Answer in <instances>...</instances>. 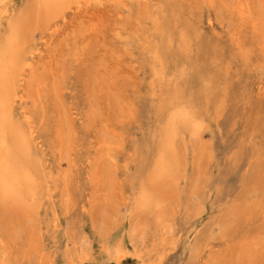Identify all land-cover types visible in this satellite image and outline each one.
<instances>
[{
    "label": "rangeland",
    "instance_id": "rangeland-1",
    "mask_svg": "<svg viewBox=\"0 0 264 264\" xmlns=\"http://www.w3.org/2000/svg\"><path fill=\"white\" fill-rule=\"evenodd\" d=\"M5 89L0 264H264V0H0Z\"/></svg>",
    "mask_w": 264,
    "mask_h": 264
},
{
    "label": "bare ground",
    "instance_id": "bare-ground-1",
    "mask_svg": "<svg viewBox=\"0 0 264 264\" xmlns=\"http://www.w3.org/2000/svg\"><path fill=\"white\" fill-rule=\"evenodd\" d=\"M47 1H48V3H52V2H55L56 0H47ZM1 74L3 75L4 72ZM10 100H11V93L8 89H5L4 92L0 93V103L3 104L2 107L0 105V197L3 201H5L7 198L13 199V200L18 198V196H17V198L15 197L13 192L16 190L15 188L17 186V183L20 182V180H18L19 178L17 177V172L15 170L12 171V167H9L8 160H6V155H7L6 152H5V154H3V152H2V150H4L3 149L4 148L3 147L4 135L2 134L1 126H2L3 121L7 118V116L5 115L4 107L6 106V108H7L9 106L8 102ZM8 120L10 121V119H8ZM14 133H16L15 135H13L14 144L16 145L15 148H18L19 150H21V149L23 150L22 147L25 146V144L27 142L26 139L25 140L23 139V137H22L23 135H21L22 134L21 131H17L16 129H14ZM6 138H7V136L5 135V139ZM6 150H11V149H10V147H7ZM12 190H13V192H12Z\"/></svg>",
    "mask_w": 264,
    "mask_h": 264
}]
</instances>
